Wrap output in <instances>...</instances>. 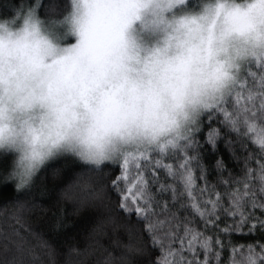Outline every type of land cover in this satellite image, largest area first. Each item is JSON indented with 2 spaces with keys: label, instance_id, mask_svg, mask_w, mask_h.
Here are the masks:
<instances>
[{
  "label": "clouds",
  "instance_id": "1",
  "mask_svg": "<svg viewBox=\"0 0 264 264\" xmlns=\"http://www.w3.org/2000/svg\"><path fill=\"white\" fill-rule=\"evenodd\" d=\"M34 5L0 15V154L17 182L61 154L99 166L170 147L246 68H264V0ZM237 123L264 135L259 112Z\"/></svg>",
  "mask_w": 264,
  "mask_h": 264
},
{
  "label": "snow or ice",
  "instance_id": "2",
  "mask_svg": "<svg viewBox=\"0 0 264 264\" xmlns=\"http://www.w3.org/2000/svg\"><path fill=\"white\" fill-rule=\"evenodd\" d=\"M241 100L245 103L241 104ZM257 112L264 115V68L259 64L246 68L230 95L210 107L198 122L187 126L177 140L169 141L170 147H132L109 160L119 166V174L111 180L119 208L123 213L135 214L144 235L135 249L140 253L138 259L122 256L114 262L106 258L104 264H213L214 260L221 264V250L232 243L224 238L232 233L245 234L247 229V235L259 232L264 240V195L258 201L255 191L258 186L264 194V135L255 136L256 143L261 145L259 164L247 167L246 157L242 175H234L224 158L217 156L215 183L209 179L210 165L205 163L202 152L205 145L215 150L218 140L223 138L227 150L238 159L236 148L247 151L248 145L238 144L222 128L227 125L237 129L241 113L256 116ZM253 128L250 125L247 131ZM161 170L168 179H162ZM225 172L228 179L224 178ZM33 175L30 173L29 178L17 182L16 189L28 185ZM221 186L224 191H217ZM24 207L20 204L18 211ZM28 207L38 215L47 214L43 227L56 231L63 226L61 210L55 203L45 206L33 200ZM14 220L16 225L21 224L20 215ZM247 248V255L241 253L239 264H264V243L248 244ZM201 250L203 259L199 258ZM0 255V264H33L29 259L31 248L15 226L0 230Z\"/></svg>",
  "mask_w": 264,
  "mask_h": 264
},
{
  "label": "trees",
  "instance_id": "3",
  "mask_svg": "<svg viewBox=\"0 0 264 264\" xmlns=\"http://www.w3.org/2000/svg\"><path fill=\"white\" fill-rule=\"evenodd\" d=\"M20 2L21 0H0V15L8 12L9 5L16 6ZM25 3L38 4L41 14L52 6L61 10L66 6V0H25ZM244 103L241 100V104ZM222 131L236 139L238 144L246 143L248 149L244 151L237 147V159L227 150L223 138L218 140L215 150L211 145H205L202 152L205 163L210 165L209 179L213 183L217 179V156L224 158L234 175H242L246 157L247 167L255 168L260 161V146L247 131L246 125H239L237 129L225 125ZM251 153L255 155L252 156ZM11 161V154H0V230L6 226L18 228L20 236L31 248L29 259L33 264H104L106 258L118 262L122 256L129 260L140 257L135 249L143 239L142 226L137 223L134 213L126 214L119 208L118 195L111 187V180L119 174L117 163L106 161L97 166L72 154H61L44 163L34 173L28 185L16 189L17 181L8 176ZM165 163L173 161L165 160ZM160 174L162 179H168L163 170ZM224 178L228 179L227 172L224 173ZM217 191L223 192V186L218 187ZM255 191L259 201L264 194L259 192L258 186ZM33 200L42 202L45 206L55 203L61 210L63 226L56 231L43 227L42 221L47 214L38 215L33 212L28 207ZM20 204L25 207L18 211ZM256 214L259 215V210ZM17 215L21 216L20 225L15 224L14 218ZM246 233L247 229L245 234L232 233L224 238L232 243L221 250V264H239L243 258L241 253L247 255L248 244L255 246L256 243H264L259 232L251 235ZM208 235H212V232ZM255 251L260 253L258 247ZM156 254L159 255L158 250ZM199 258L203 259L202 250Z\"/></svg>",
  "mask_w": 264,
  "mask_h": 264
},
{
  "label": "rangeland",
  "instance_id": "4",
  "mask_svg": "<svg viewBox=\"0 0 264 264\" xmlns=\"http://www.w3.org/2000/svg\"><path fill=\"white\" fill-rule=\"evenodd\" d=\"M106 162V161H105ZM89 163V162H88ZM91 164H93V163H91Z\"/></svg>",
  "mask_w": 264,
  "mask_h": 264
}]
</instances>
